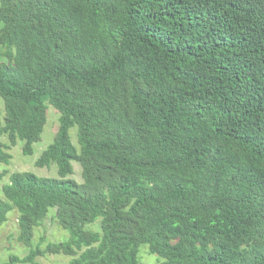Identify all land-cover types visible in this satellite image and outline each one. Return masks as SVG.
<instances>
[{
	"label": "trees",
	"instance_id": "1",
	"mask_svg": "<svg viewBox=\"0 0 264 264\" xmlns=\"http://www.w3.org/2000/svg\"><path fill=\"white\" fill-rule=\"evenodd\" d=\"M0 45V162L60 112L58 176L0 172L4 264H264V0H0ZM50 208L70 239L34 246Z\"/></svg>",
	"mask_w": 264,
	"mask_h": 264
},
{
	"label": "rangeland",
	"instance_id": "2",
	"mask_svg": "<svg viewBox=\"0 0 264 264\" xmlns=\"http://www.w3.org/2000/svg\"><path fill=\"white\" fill-rule=\"evenodd\" d=\"M3 48L0 45V53ZM0 60H6L0 56ZM0 108L4 112V101L0 97ZM60 112L53 106L48 104L47 110V123L42 133L41 139L33 144V153L24 154L22 146L24 142L19 140L15 146H11L7 151L11 154V160L9 164L0 162V172L5 169L8 171H32L38 176L42 177H57L58 167L53 163L50 167H39L36 165V161L39 159L43 151L51 144L55 138V135L59 129ZM70 136L73 143L79 148L77 142V126L70 128ZM0 140L4 143H8V136H1ZM74 172L70 175V178L75 179L77 182H83L82 168L79 161H73ZM8 175L0 180V196H2V186L8 182ZM56 208H50L46 218L41 221V225L35 227L33 245L40 244L45 247L50 242H62L70 239V232L67 229L61 227L55 217ZM18 212L13 210L8 214V220L0 227V264H4L12 259V257H24L28 251L29 246L19 242L18 237ZM86 228L93 229L95 231L102 232L101 218H98L95 222L87 225ZM139 259L144 264H158L164 259L149 252L147 245H141L139 248ZM71 256L62 253L46 254L42 257H37V264H70ZM13 264H30L26 263H13Z\"/></svg>",
	"mask_w": 264,
	"mask_h": 264
}]
</instances>
